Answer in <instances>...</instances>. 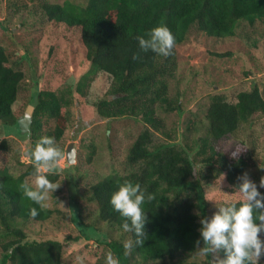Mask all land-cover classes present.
Instances as JSON below:
<instances>
[{
  "label": "trees",
  "instance_id": "1",
  "mask_svg": "<svg viewBox=\"0 0 264 264\" xmlns=\"http://www.w3.org/2000/svg\"><path fill=\"white\" fill-rule=\"evenodd\" d=\"M15 1L8 0V4ZM84 1H66L60 5L40 0L39 7L47 23L77 31L86 52V70L79 73L78 62L62 83L65 86L53 88L52 73L50 67H46L30 103L33 112L22 117L23 120L15 116L13 106L25 74L0 47V124L7 133V129L18 130L23 121L29 139L28 163L23 173L15 176L7 167H0V236L9 237L1 244V264H63L61 241L30 240L22 230L21 223L45 222L53 217L54 210L40 209L23 195L20 185L35 176L30 151L42 136L55 137L65 157L62 141L70 121L67 109L74 103L81 106L84 119L132 117L145 125L127 155L130 171L105 176L89 188L86 197L97 205L99 222L106 223L110 230L122 231L129 237L130 246L126 248L125 243L102 232L97 224H87L80 210H75L73 216L81 236L105 244L119 264L159 261L163 264H197L188 262L187 258L198 251L195 249L198 238L203 246L200 229L210 204L207 195L215 188L214 184L225 177L228 186L221 194L226 193V201L238 199L240 194L233 185L240 183L238 177L247 173L253 163V150L246 142H238L229 152H224L220 141L236 134L254 118L264 116V96L257 86L240 91L235 100L224 94L213 95L206 115L208 134L195 143L198 150L193 156L190 143L185 145L186 148L178 146L177 132L169 128L159 110L173 113L181 112L183 108L181 96L170 94L169 78L177 70L176 47L184 43L188 34L197 29L209 37H234L240 22L254 25L256 21L264 20V0ZM161 24L167 25L175 37L168 56L151 49L142 50L137 40V36L147 38L150 30ZM49 50L52 53V47ZM99 74L104 78L105 90H91L93 77ZM78 76L80 78H76ZM50 122H54L53 128L46 127ZM156 136L163 141L156 142ZM7 150L8 144L3 140L0 151ZM233 152H237L235 157ZM41 172L50 181L58 183L59 168L55 171L42 168ZM124 180L140 182L155 193L154 200H146L142 205L147 219L145 236L140 244L136 243L135 233L122 230L124 218L109 202L112 192ZM33 207L37 208L36 216L31 215ZM219 254L222 255V251ZM205 264H209V260Z\"/></svg>",
  "mask_w": 264,
  "mask_h": 264
},
{
  "label": "rangeland",
  "instance_id": "2",
  "mask_svg": "<svg viewBox=\"0 0 264 264\" xmlns=\"http://www.w3.org/2000/svg\"><path fill=\"white\" fill-rule=\"evenodd\" d=\"M49 1L60 5L66 1L85 3L84 0ZM39 3L40 0H16L9 5L8 0H3L2 3L0 0V47L9 53L11 62L17 64V68L25 74L13 106L17 118L32 114L30 103L34 92L39 88L41 75L46 73V67H50L53 88L63 85L78 62L81 66L79 73L86 70V52L77 31L47 23ZM176 49L178 65L174 76L169 78L170 94L172 97L181 96L183 108L181 112L173 113L159 110V114L165 118L169 128L177 132L176 142L179 147L186 148L185 145L189 143L192 145L193 156L198 150L195 143L208 134L206 115L213 95L224 94L230 100H235L240 91L257 86L264 96V20H258L254 25L242 21L238 24L234 37L222 39L209 37L194 29ZM101 75L93 77L94 86L91 90H105ZM67 110L70 121L62 142L66 149L74 143L76 160L68 164L65 153L59 165L61 172L58 188L49 190L46 201V208L54 210L53 217L45 222L21 223V228L30 240L61 241L64 246L63 264H79L76 259L78 256L84 258L85 264H105V255L110 249L96 239L81 236L73 213L80 210L87 224H97L102 232L109 233L114 239L123 243L130 242L122 231L110 230L106 223L99 222L97 205L90 203L86 197L89 188L105 176L130 171L127 155L145 125L132 117L103 120L96 116L84 119L85 114L76 103ZM259 117L243 125L236 134L220 141L224 152H229L241 141L251 147L253 163L247 173L257 184L264 177V116ZM25 125L23 122L14 132L6 128V133L0 124V143L6 140L8 144L7 152L0 151V167H7L15 176L23 173L28 163L26 150L29 148V139ZM53 126L54 122H50L46 127ZM155 139L156 142L163 141L159 136ZM34 181L35 176L28 178V183L33 187ZM226 186L228 184L225 177H221L207 195L210 201L208 218L218 210L217 205L226 202V193L221 194ZM261 191L264 192V188ZM8 239L9 237L0 236V264L1 244ZM187 259L188 262L197 264H205L209 260L208 257L200 256L198 251ZM150 264L163 263L159 261ZM260 264H264V257Z\"/></svg>",
  "mask_w": 264,
  "mask_h": 264
},
{
  "label": "clouds",
  "instance_id": "3",
  "mask_svg": "<svg viewBox=\"0 0 264 264\" xmlns=\"http://www.w3.org/2000/svg\"><path fill=\"white\" fill-rule=\"evenodd\" d=\"M142 50L151 49L157 54L168 56L174 47L175 37L167 25L153 27L148 37L137 36ZM23 123V121H22ZM27 127V125H25ZM238 151V150H237ZM30 155L34 162L35 187L28 182L20 185L23 195L28 197L40 209L47 207L49 190L57 189L58 185L50 181L41 169L58 170L64 158V152L56 143L55 137L42 136L31 149ZM233 157L237 152L232 153ZM196 174L195 167L192 168ZM238 185H233L240 194L238 199L226 201L217 205L218 210L211 218L202 219L200 229L203 246L198 238L195 249L200 256L208 257L209 264H260L264 257V177L259 184L252 180L248 173H242ZM155 199V193L140 182L124 180L110 196L113 209L123 217L121 228L125 232L136 234V243H142L145 236L144 225L146 212L142 205L146 200ZM37 208L31 209V215L36 216ZM129 242L125 247H129ZM222 251V255H218ZM79 264H85L83 257H76ZM105 264H119L113 253L105 255Z\"/></svg>",
  "mask_w": 264,
  "mask_h": 264
},
{
  "label": "water",
  "instance_id": "4",
  "mask_svg": "<svg viewBox=\"0 0 264 264\" xmlns=\"http://www.w3.org/2000/svg\"><path fill=\"white\" fill-rule=\"evenodd\" d=\"M76 149L74 143H71L66 149V160L68 164H72L76 160Z\"/></svg>",
  "mask_w": 264,
  "mask_h": 264
}]
</instances>
